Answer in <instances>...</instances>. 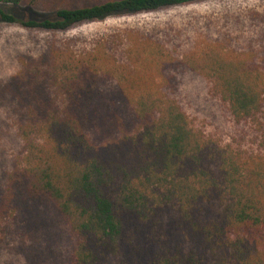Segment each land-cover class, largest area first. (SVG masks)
Masks as SVG:
<instances>
[{
	"label": "trees",
	"instance_id": "16d2710c",
	"mask_svg": "<svg viewBox=\"0 0 264 264\" xmlns=\"http://www.w3.org/2000/svg\"><path fill=\"white\" fill-rule=\"evenodd\" d=\"M202 1L0 0V20L65 33ZM142 38L135 55L136 43L116 39L47 46L2 89L20 148L0 180L1 264L27 263L41 248L31 216L46 210L69 239L64 264H264V73L215 51L184 56L251 130L224 143L146 81L139 54H152L157 70L169 55L162 41Z\"/></svg>",
	"mask_w": 264,
	"mask_h": 264
},
{
	"label": "rangeland",
	"instance_id": "374dc122",
	"mask_svg": "<svg viewBox=\"0 0 264 264\" xmlns=\"http://www.w3.org/2000/svg\"><path fill=\"white\" fill-rule=\"evenodd\" d=\"M7 9L26 16L24 10ZM143 35H150L151 42L162 41L169 57L157 70L158 60L143 50L135 63L139 64L137 69L144 71L148 62L146 81L173 93L197 128L224 143L251 133L247 127L232 121L226 107L210 95L208 81L185 65L184 56L200 58L215 51L227 59L245 60L264 73V0H206L155 12L120 14L83 23L65 33L28 31L0 20V180L20 148L16 132L3 110L9 96L1 91L23 69L26 58L36 56L47 46L64 45L66 41L84 48L99 39L136 43L135 55L138 45L142 46ZM172 217L170 212L165 216L171 235L175 230ZM31 221L41 248L28 253L29 262L18 264H64L63 254L70 242L58 218L46 210L32 215ZM4 233L1 231L0 237ZM33 237L36 238L34 234Z\"/></svg>",
	"mask_w": 264,
	"mask_h": 264
}]
</instances>
